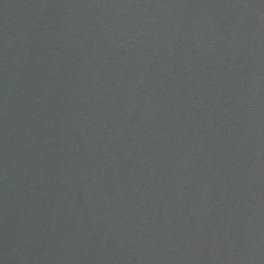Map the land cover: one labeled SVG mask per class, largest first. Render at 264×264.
I'll list each match as a JSON object with an SVG mask.
<instances>
[{"label":"water","instance_id":"95a60500","mask_svg":"<svg viewBox=\"0 0 264 264\" xmlns=\"http://www.w3.org/2000/svg\"><path fill=\"white\" fill-rule=\"evenodd\" d=\"M0 264H264V0H0Z\"/></svg>","mask_w":264,"mask_h":264}]
</instances>
